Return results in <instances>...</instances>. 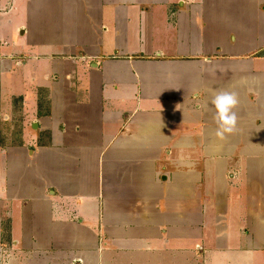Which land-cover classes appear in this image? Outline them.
Wrapping results in <instances>:
<instances>
[{
    "label": "crops",
    "instance_id": "obj_1",
    "mask_svg": "<svg viewBox=\"0 0 264 264\" xmlns=\"http://www.w3.org/2000/svg\"><path fill=\"white\" fill-rule=\"evenodd\" d=\"M27 1L38 50L0 36V264H264V0Z\"/></svg>",
    "mask_w": 264,
    "mask_h": 264
},
{
    "label": "rangeland",
    "instance_id": "obj_2",
    "mask_svg": "<svg viewBox=\"0 0 264 264\" xmlns=\"http://www.w3.org/2000/svg\"><path fill=\"white\" fill-rule=\"evenodd\" d=\"M6 1H8V0H6ZM16 5H17L16 11L10 12V13L7 12V13H4L2 15V17L0 19V21H1L0 36L6 38L8 40V45H9L8 47H12V48L15 47L18 51L23 52L24 49L28 50V47L31 48V44L29 42H31L33 45L34 49H32V50H34V51L38 50L37 46L39 44L34 43V41L37 39H34V38L30 39L28 33L23 35L22 32L24 31V28H22L20 31L17 30L19 25H23L24 27H26V26L29 27V23H30V20H29L30 14L28 12L29 2L27 0H17ZM25 45H27V49H26ZM45 67L47 68V66H44V68ZM23 69H24L23 71L26 72L27 69H31V66L24 67ZM27 75L29 77V78H27L28 83H34V80H33L34 78L29 74H27ZM35 79L37 80L36 77H35ZM4 92H5L4 98H6L8 101L12 100L13 97H11L10 94L15 92V90H13L12 86L10 88L9 82L5 83V91ZM18 102L19 101H17V100L15 101V109L18 111L20 110V111L19 112L17 111L15 113V115L14 114L11 115L12 116L11 121H13V119H14V121L11 125L17 123V125L15 127L16 131L19 127V124H20L19 120L20 119L27 118V119H30L32 121L35 118V116L31 117V116H29L28 113L24 112V110L22 109L23 107ZM9 127H10V129H13V126H9ZM13 137L14 138H12V139H9V138H7V139H9L10 141H13V139L16 140V138H15L16 136L14 135ZM205 250H206L205 248L204 249L200 248L198 253L200 254L203 252V254L201 256V260H198L195 264H204L203 262L206 260V258L209 255L208 252L207 253L204 252ZM260 258H262L261 254H257V255H255L254 259L257 260V262H258V260ZM227 264H229V262H227Z\"/></svg>",
    "mask_w": 264,
    "mask_h": 264
},
{
    "label": "clouds",
    "instance_id": "obj_3",
    "mask_svg": "<svg viewBox=\"0 0 264 264\" xmlns=\"http://www.w3.org/2000/svg\"><path fill=\"white\" fill-rule=\"evenodd\" d=\"M215 108L217 129L215 135L220 140L237 131L238 116L235 109L239 104L238 94L235 92H218L211 101Z\"/></svg>",
    "mask_w": 264,
    "mask_h": 264
}]
</instances>
